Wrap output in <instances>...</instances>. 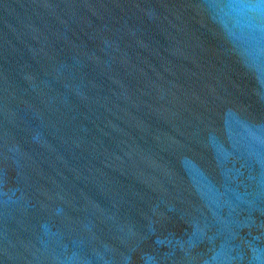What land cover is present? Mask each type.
Masks as SVG:
<instances>
[{"label":"water","instance_id":"1","mask_svg":"<svg viewBox=\"0 0 264 264\" xmlns=\"http://www.w3.org/2000/svg\"><path fill=\"white\" fill-rule=\"evenodd\" d=\"M0 264H264V0H0Z\"/></svg>","mask_w":264,"mask_h":264}]
</instances>
